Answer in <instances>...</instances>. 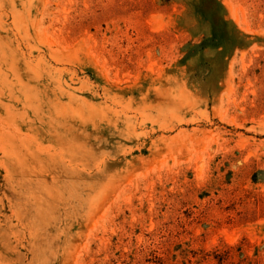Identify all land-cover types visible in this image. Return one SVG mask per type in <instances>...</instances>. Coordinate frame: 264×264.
I'll return each instance as SVG.
<instances>
[{
    "label": "rangeland",
    "instance_id": "1",
    "mask_svg": "<svg viewBox=\"0 0 264 264\" xmlns=\"http://www.w3.org/2000/svg\"><path fill=\"white\" fill-rule=\"evenodd\" d=\"M0 264H264V0H0Z\"/></svg>",
    "mask_w": 264,
    "mask_h": 264
}]
</instances>
